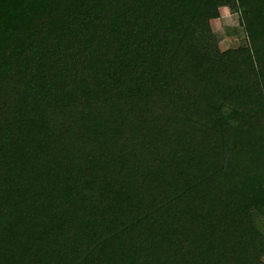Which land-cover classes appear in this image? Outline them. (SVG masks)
<instances>
[{
	"label": "trees",
	"instance_id": "trees-1",
	"mask_svg": "<svg viewBox=\"0 0 264 264\" xmlns=\"http://www.w3.org/2000/svg\"><path fill=\"white\" fill-rule=\"evenodd\" d=\"M0 264H264V0H0Z\"/></svg>",
	"mask_w": 264,
	"mask_h": 264
},
{
	"label": "rangeland",
	"instance_id": "rangeland-1",
	"mask_svg": "<svg viewBox=\"0 0 264 264\" xmlns=\"http://www.w3.org/2000/svg\"><path fill=\"white\" fill-rule=\"evenodd\" d=\"M220 12V19L211 22L213 31L219 39V45L222 50L237 47L241 38L227 35V30L229 29L233 30L231 33H235L237 30L236 34H240V36L243 37V31L240 26L239 15L235 3L221 9Z\"/></svg>",
	"mask_w": 264,
	"mask_h": 264
}]
</instances>
